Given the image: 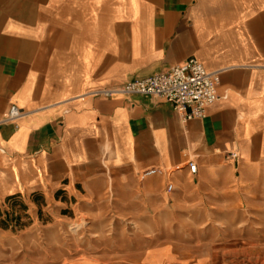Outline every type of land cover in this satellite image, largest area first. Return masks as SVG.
Instances as JSON below:
<instances>
[{"label": "crops", "instance_id": "obj_1", "mask_svg": "<svg viewBox=\"0 0 264 264\" xmlns=\"http://www.w3.org/2000/svg\"><path fill=\"white\" fill-rule=\"evenodd\" d=\"M193 57L220 73L203 118L103 92ZM0 75V206L110 189L165 212L258 191L264 0H0Z\"/></svg>", "mask_w": 264, "mask_h": 264}, {"label": "rangeland", "instance_id": "obj_2", "mask_svg": "<svg viewBox=\"0 0 264 264\" xmlns=\"http://www.w3.org/2000/svg\"><path fill=\"white\" fill-rule=\"evenodd\" d=\"M259 184L242 204L165 212L110 189L13 199L0 206V264H264V169Z\"/></svg>", "mask_w": 264, "mask_h": 264}, {"label": "built area", "instance_id": "obj_3", "mask_svg": "<svg viewBox=\"0 0 264 264\" xmlns=\"http://www.w3.org/2000/svg\"><path fill=\"white\" fill-rule=\"evenodd\" d=\"M219 71H208L195 57L185 64L177 65L173 69L158 73L154 76L121 83L104 90V94L124 93L126 95L157 96L169 103L183 121L200 119L206 115L207 108L218 99ZM17 106L11 108L10 119L21 115ZM230 158L237 154L229 153ZM191 173L197 172V164L189 163ZM159 172L151 169L144 176ZM172 189V185H169Z\"/></svg>", "mask_w": 264, "mask_h": 264}]
</instances>
